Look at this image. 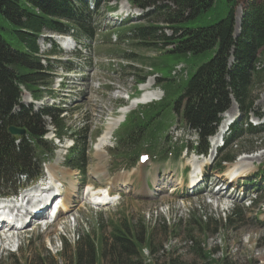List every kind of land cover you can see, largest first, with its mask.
I'll return each mask as SVG.
<instances>
[{
  "label": "rangeland",
  "instance_id": "1",
  "mask_svg": "<svg viewBox=\"0 0 264 264\" xmlns=\"http://www.w3.org/2000/svg\"><path fill=\"white\" fill-rule=\"evenodd\" d=\"M244 1L240 0V5L235 8L234 35L239 32V16L241 4ZM117 2V6H119L125 1L117 0ZM108 3L110 8L114 2ZM87 5L88 11L93 12L92 18L98 30V37L90 44H81L74 48L69 45L66 49L62 40L53 39L57 35L43 32V35L37 39L39 56H46L52 50L61 52L60 56L49 57L52 68L51 96H45L42 102H33L28 94H22L20 103L25 107L31 105L34 112L43 106L51 105L65 110L60 116L65 128L87 129V141L90 142L100 135L105 127L101 126L102 124L111 118H116L118 108L127 103V95L138 96L139 93L135 90L141 88L140 90L148 95L154 92L159 101L163 96V92L156 87V80L160 75L164 78L174 79L172 74L169 75V70L172 71L175 65L182 67L184 75L189 74L194 72L196 67L208 56L195 57L179 63H172L163 58L167 66L150 74L147 70L152 67L150 64L155 62V58L160 55L159 50L163 49L161 52H167L174 46L157 45L158 49H155L152 44L157 43L156 38L152 40L151 38L137 37L131 31L134 27L152 24L164 28L161 33L169 37L171 31L166 29L165 25L155 24L156 8L150 6L143 10L140 9L141 12L138 11V14L141 16L136 20L118 26L115 25L116 21L107 15L108 12L105 11L109 9L106 8L107 6L100 7L96 14L93 8L94 1L89 0ZM123 11L122 15L128 14L127 10ZM217 12L220 13V9ZM123 30L127 31L126 37L123 36ZM113 35L117 37L116 42L112 41ZM48 38L54 41L55 46H51L47 42ZM231 62L232 58L229 60V66L232 65ZM255 71L256 75L251 76L248 86L250 88L247 91L249 94L247 106L252 110L248 116V122L252 127L255 126L253 124H258V127H261L263 131L257 135H249L246 132V125L240 121L238 126L242 127L241 137L236 139L234 144H228L221 154L218 150L217 156L206 160L207 163L202 169L203 174L207 167L217 165L218 159L226 156L232 160V163L231 165L222 164V167L226 169L228 166L232 167L237 164L241 169L251 173L242 176V178L238 177L234 184L229 183L226 190L216 192L212 190L213 187L208 181L207 183L199 182L193 191L185 184L182 189L177 188L178 190L169 194L174 186L175 178L176 180L181 179V171L186 167L191 168L193 156L187 155L185 158V154H183L179 159H174L175 151H163L168 146L161 144V150L158 149L152 153L149 161H137L133 170L119 168L116 172V168L110 169V172H116V174L121 172L124 180H129L131 185L117 207L100 210L97 214L87 209L69 216L72 217L70 219L68 217L59 218L47 230L39 226H32L18 233L14 239L12 238L13 243L4 245L5 247L0 252V264H23L25 261L28 264H75L73 256L78 242L77 236H79V248L87 244L83 237L91 238L97 264H102V253L104 251L108 253L112 246H108V244L113 227L121 228L123 226H126L129 232L142 238L140 258L141 262L146 264L148 261L151 264L153 261L155 264H165L174 257H179L183 264L196 262L191 249L193 242H198L200 249L214 253L213 258L226 254L228 261L232 264H264V208L259 209V203L264 200V190H261L258 195H254L257 187L258 190L264 188V67L257 64ZM254 76L255 82L253 81ZM142 79L144 85L141 87L140 80ZM184 79L181 77L179 80H174L179 82ZM145 86L148 87L143 90ZM236 103L238 101L235 98L231 100L229 109L233 107L236 112V107H238ZM131 105L127 106L129 110L135 104ZM257 116L261 119L256 120ZM221 120L224 118L221 117ZM49 123V118L44 119V126H47V130H49L47 135L51 137L50 134H53V130ZM174 127L179 131L169 137L176 142L188 140L190 145L196 141L197 138L193 132L181 129L180 122ZM121 133L119 131L118 135L120 136ZM69 142L70 140L64 138L61 145L67 146ZM115 143H117V137L113 142L114 147ZM155 153H159L156 159L153 158ZM98 155L100 154L96 153L95 157ZM113 160L111 161L113 162ZM239 162L240 164H238ZM57 163L58 161L52 166H57ZM95 163L96 161L93 159L91 166H94ZM193 165L197 167L196 164ZM164 169L173 171L172 174L169 173V178L166 177L167 174H164L165 176H162L163 173L159 174V171L163 172ZM66 170L63 169V171ZM61 171L59 169L60 175ZM258 171H260V175H257ZM55 173H57L56 170ZM109 177L108 169L105 173L98 174L100 183H104V180ZM220 177L222 180L225 179L224 174ZM70 179L73 183L71 190L69 179L59 178L62 183H65L64 191H71L73 195L74 179L72 176ZM147 180L150 190L145 188ZM165 181L169 183L168 186ZM157 188H160L161 191H156ZM142 189L145 192L141 194ZM212 192L216 193V196L222 193L220 201L217 202L215 198H212V194H214ZM74 199L72 197L70 203ZM252 201L255 202L252 203ZM235 209L241 212L239 216H233L232 211ZM74 217H78L77 221L74 220ZM205 217L211 219L214 225L207 228ZM228 217L231 219L230 225L227 226ZM148 240L153 247L151 252L147 249L146 241ZM62 253L63 255H61Z\"/></svg>",
  "mask_w": 264,
  "mask_h": 264
},
{
  "label": "trees",
  "instance_id": "2",
  "mask_svg": "<svg viewBox=\"0 0 264 264\" xmlns=\"http://www.w3.org/2000/svg\"><path fill=\"white\" fill-rule=\"evenodd\" d=\"M128 1L131 6L141 9L155 7V24H163L171 31L170 36L166 37L161 33L164 28L152 24L132 28L131 32L137 37L156 38L157 43L152 44L155 49H158L157 45L174 46L167 52L159 50L160 55L150 64L151 70L165 68L167 65L163 58L179 63L208 56L186 81L178 84L180 87L166 86V95L171 97L167 103L172 104L175 113L182 107V117L189 127L198 131L201 136L198 149L204 151L205 137L211 133L217 115L229 107V96L232 94L242 108L249 96L250 78L256 75V65L264 67V0L242 2L236 37L235 8L240 5V0ZM108 2L95 0V13ZM219 9L220 13L217 12ZM92 14L88 11L86 0H0V179L27 172L34 155H41V148L45 149L46 146L42 140L46 133L44 118L50 119L58 138L66 134L71 137L76 135L71 128H65L62 124L60 116L65 110L50 106L32 112L31 107L26 108L20 103V99L23 90L35 101L51 96L52 68L47 59V65H41L37 39L43 32L70 33L80 44L90 43L96 37L97 30ZM51 45L54 46L52 42ZM48 55L56 56L58 52L52 50ZM231 58L232 65L229 66ZM158 81L162 83L164 80ZM165 113L170 114L161 106H150L140 112L141 118H136L138 121L132 123L133 119L128 120L130 124L122 128L124 136L120 137L119 147H124L127 140L130 141L131 156L141 148L150 152L155 150L154 139L158 134L168 132V128L164 127H168L167 122L172 119L171 115ZM11 126L23 129L24 136L12 137L8 133ZM259 129L254 128L249 134H258ZM233 131L232 141L238 137L239 129ZM77 137L74 139L80 141V145L72 152L68 163L72 167H84V151L80 148L84 145L85 137L78 134ZM16 140H19L18 144ZM232 212L233 216L241 213L236 209ZM230 219L228 217L227 226ZM205 224L209 228L214 222L206 218ZM83 239L87 244L79 248L77 243L73 256L75 264H96L91 238L86 236ZM146 243L151 252L152 244L149 240ZM110 245L109 252L102 253V264H146L140 258L142 238L129 232L126 226L113 227ZM191 249L196 262L185 264H232L226 254L213 258L215 254L200 249L198 242H193ZM148 264H151L150 261ZM165 264L183 263L179 257H174Z\"/></svg>",
  "mask_w": 264,
  "mask_h": 264
},
{
  "label": "bare ground",
  "instance_id": "3",
  "mask_svg": "<svg viewBox=\"0 0 264 264\" xmlns=\"http://www.w3.org/2000/svg\"><path fill=\"white\" fill-rule=\"evenodd\" d=\"M151 84V83H150ZM149 84V85H150ZM148 85V86H149ZM148 86H145L143 90H145ZM150 89V88H149ZM152 94L148 95L146 92H142V94L140 95V98L139 100L135 101L132 103L131 106L134 105V107H137L138 105L140 104H146V103H149V102H152L156 99H158L157 95H154V92H151ZM129 109L128 107H125V108H122L118 111V116L112 120H110V122H108V124L106 125L105 127V130H104V133L102 134V136L99 138L98 140V145H101L103 143V140L110 137L113 133V131L115 130V128L117 127V125L122 121V116L126 115L128 113ZM235 115L234 113V108L232 107L231 109H229V111H227L225 114H224V118H228V117H233ZM256 127V125H255ZM222 131V127H219L218 129V133H221ZM97 154H100L99 152H97ZM101 154L96 156V158L98 160L101 159ZM196 162H200V161H196ZM240 164V162L238 163ZM57 167V166H56ZM51 170H48V174H50L52 177L56 178L57 173H55V170L54 168H50ZM246 172V173H245ZM104 173V172H103ZM236 173V177H235V182L237 181V178L238 177H241L242 176H246L248 175L249 173L251 172H248V171H245V169H241L240 166H238L237 164L235 165H232V167H230L229 169H227L226 173H225V177L226 179H228L229 177H231L233 174ZM68 176H70V173L67 174ZM191 181L194 182L195 181V177H194V174L191 176ZM219 181H222V179H219ZM234 181V180H233ZM232 181V182H233ZM70 183V182H69ZM71 184V183H70ZM184 186V179H180L178 178L172 188V190L169 192V194H171L172 191L176 190L177 188H181ZM192 185L191 183L189 182L188 184V188H190ZM176 188V189H175ZM178 190V189H177ZM156 191H161L160 188H157ZM33 192L37 193V192H40L41 194H43L44 190H41L39 189V187H36ZM210 193V192H209ZM213 193V192H212ZM40 194V196H41ZM221 194L222 193H219L218 196H216V194H212V198H215V200L218 202L220 201V197H221ZM70 193L65 191L64 192V195H63V198L61 200L62 204H61V208L63 211H66L67 210V204L69 202V198H70ZM23 201V200H22ZM28 203V202H27ZM26 203V204H27ZM23 206H21V204H18L17 206H15V209L18 210V209H21ZM42 214V212H40ZM50 215V214H48ZM36 221H32V223H35ZM37 224H39L40 226H42L39 222H37ZM42 228H46L45 226H43ZM47 230V228L45 229ZM23 230H19V231H16V230H11L10 232H8L7 236L5 235H1L0 234V245L1 246H4V245H10L11 243H13V239L14 237H17V234L18 233H21ZM53 231V230H52ZM13 238V239H12ZM12 239V240H11ZM0 246V247H1ZM5 247V246H4Z\"/></svg>",
  "mask_w": 264,
  "mask_h": 264
},
{
  "label": "water",
  "instance_id": "4",
  "mask_svg": "<svg viewBox=\"0 0 264 264\" xmlns=\"http://www.w3.org/2000/svg\"><path fill=\"white\" fill-rule=\"evenodd\" d=\"M8 131L11 135H15V136H22L24 134L23 130H20L14 127H10Z\"/></svg>",
  "mask_w": 264,
  "mask_h": 264
}]
</instances>
